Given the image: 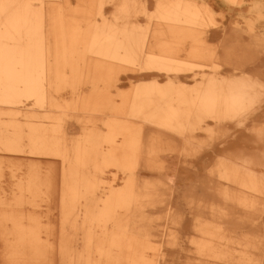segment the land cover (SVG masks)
Segmentation results:
<instances>
[{
    "label": "bare ground",
    "instance_id": "obj_1",
    "mask_svg": "<svg viewBox=\"0 0 264 264\" xmlns=\"http://www.w3.org/2000/svg\"><path fill=\"white\" fill-rule=\"evenodd\" d=\"M44 2L0 0V157H21L29 162L36 155L61 159L62 221L65 227L70 226L77 216L74 213L81 211L77 220L85 247V253L78 252L73 258L69 248L65 247L67 264H97L90 261L88 252L91 249L100 256H107L111 262L115 260L111 253L114 249L115 252L131 254L115 261L124 258L129 264H151L140 254L142 246L138 243L141 242L134 240L138 233L121 223L132 205L135 211L145 207L148 198L156 192L155 188L149 189L144 185L146 183L138 182L133 175V167L139 163L135 157L139 153L138 148L143 146V138L140 129L125 119H134L138 126L151 125L183 132L187 126H202L209 118L221 123L247 116L244 111L253 107L262 88L255 77L248 73L219 77L217 72L194 69L209 65L214 57V50L204 47L203 37L216 39L222 35V30L210 27L213 24L211 18L203 15L201 7L204 4L198 1L155 0V13L148 17L145 25L135 23V18L130 15L138 11L145 13L142 0H111L113 11L110 16H104L99 5L96 13L100 14V21L91 23L92 33L83 43V50L75 47L82 42L77 29L70 39L54 31L50 21L52 13L50 9H45ZM221 2L229 12L244 10V0ZM247 10L250 14L247 27L253 28L257 22L264 21L263 0H251ZM240 14L244 15L243 12ZM154 20L157 24L152 26ZM261 26L264 29V23ZM251 36L264 46V33ZM184 40L190 43L187 54L192 59H199L200 63L182 61L175 57V47L164 45L170 43L176 46ZM224 40L225 44L231 43L232 35ZM154 49L160 50L153 52ZM90 52L94 61L88 64V71L82 72L81 66L73 63L86 62L87 53ZM226 52L234 59L230 49ZM139 59L144 62L135 64ZM113 61L125 64L114 65ZM215 65L213 63L210 67ZM257 65L253 60L247 68L255 69ZM131 66L140 70L143 79L136 82L130 95L115 107L111 100H104V97L113 89L116 81L105 83L99 80L114 79L117 74L115 68ZM239 66L236 65L243 68ZM188 71L192 72L191 76L187 75ZM85 75L99 81L95 82L94 87L96 101L83 107L85 111L95 113L76 119H72L71 115L68 117L67 121L73 122L80 130L74 136L66 119L64 121L46 112L62 109L63 104L54 97L62 95L64 87L78 88L80 79ZM159 77L165 79L158 81ZM190 78L193 82L184 81ZM76 100L72 105L67 102L65 110L79 108ZM40 111L47 114L48 123L37 119ZM101 113L104 116L96 118L95 115ZM97 121L107 129L106 133L95 128ZM118 136L122 144L117 143ZM117 163L129 172L125 185L121 189L110 187L104 199L98 203L92 195L103 184L101 174L105 167ZM239 171L236 164L229 163L219 173L229 179L244 181L243 177H239ZM39 180V173L31 170L27 173L26 186L18 187L29 193L31 202L40 190ZM138 193L140 195L137 197ZM21 203L22 199L17 198L15 204ZM5 219L14 227L16 242L13 256L22 250L23 242L38 243L34 217L26 219L27 223H32L26 224L27 230H24V216L11 215ZM197 225L202 233L219 235L218 225L209 222ZM125 244L127 250L123 247ZM209 244L210 240L197 241L200 250L212 247ZM218 257L224 259L227 256L221 254ZM242 258L245 256L239 257Z\"/></svg>",
    "mask_w": 264,
    "mask_h": 264
},
{
    "label": "rangeland",
    "instance_id": "obj_2",
    "mask_svg": "<svg viewBox=\"0 0 264 264\" xmlns=\"http://www.w3.org/2000/svg\"><path fill=\"white\" fill-rule=\"evenodd\" d=\"M195 1L204 4V7H201L203 15L211 18L213 24L210 27L222 30V35L216 39L203 37L204 47L214 50V57L210 61L212 64L194 69L217 72L219 77L248 73L255 77L262 93L257 96L253 107L244 111L247 116L224 120L221 123L209 118L202 126H187L183 132L151 125L138 126L134 119H125L140 129L143 138V146L138 148L139 153L135 157L139 163L133 167V175L138 182L146 183L144 185H147V188H155L156 192L148 198L145 207L135 211L132 205L127 216H122L124 218L121 223L134 228L138 233L134 240L141 242L138 243L142 246L140 254L151 264H264V46L251 36L264 33L261 26L264 21L257 22L253 28L247 27L246 21L250 17L247 8L251 0H244L242 4L244 10L240 12L244 15L240 14L239 10L229 12L222 0ZM142 2L145 13L138 11L130 15L135 18V23L145 25L148 17L155 13L156 5L155 0ZM99 5L102 6L104 16L112 14L111 0L44 2L45 9H50L52 13L51 27L56 33L64 34L70 39L75 29L80 32L82 42L79 46L75 45L80 50L85 48L83 43L88 34L92 33L91 23L100 21V14L96 13ZM156 24L157 21L154 20L152 26ZM231 35V43L225 44L224 39ZM164 45L175 47L176 58L200 63L199 59H192L190 54H187L190 50L189 41L184 40L176 46L170 43ZM229 49L233 52L234 59L228 56L226 51ZM92 55V52L87 53L86 62L75 61L73 64H79L81 71L86 72L89 69L88 64L94 61ZM253 60L261 66L257 65L255 69L247 68ZM233 61L239 62V67L245 69L236 67L239 64H234ZM143 62L144 60L139 59L135 64ZM213 63L216 64L215 67H210ZM113 64L125 63L113 61ZM115 69L117 74L114 79L111 77L99 81H116L104 100H111L117 107L122 104L124 97L130 95L135 83L143 78L136 66ZM191 74V71L187 72V75ZM164 79L159 77L158 81ZM80 81L81 85L75 90L64 87L63 94L54 97L63 104L62 109L51 111L52 113L46 112L59 116L64 121L66 119L74 136L78 135L80 130L67 119L71 116L76 119L95 113L92 110L85 111L83 107L96 101L94 87L95 82H99L95 77L87 75ZM184 81L193 82L191 78ZM75 98L78 99L76 104L79 108L65 110L67 102L72 105ZM98 99L101 100L99 97ZM46 113L40 111V117L37 119L48 123ZM95 116L99 119L98 116L104 114ZM95 128L107 132L98 121ZM121 140L120 136L116 139L119 144H122ZM34 157L30 162L21 157H0V264H67L65 247L69 248L72 258L78 252L85 253L77 220L81 211L74 213L77 216L70 226L65 227L62 221L61 159L45 155ZM229 163L238 166L239 177H243L244 181L220 175L219 172ZM31 170H35L40 176V190L37 197L32 198V202L27 191L18 189L20 185L26 186L27 173ZM128 173L118 163L105 167L101 174L103 184L93 193L92 198L100 203L110 187L123 188ZM21 194L24 195L20 196ZM139 195L140 193L137 197ZM17 198L22 199L20 205L15 204ZM11 215L25 217L24 230H27L26 224H32L27 223L26 219L34 217L33 226L38 229L39 237L37 244L23 242L24 247L16 256H13L16 242L14 227L11 222L5 221V218ZM200 222L218 225L219 235L209 236L202 233L197 225ZM96 231L99 232V228L96 227ZM200 240H210L209 246L212 247L200 250L197 245ZM123 247L126 249V244ZM111 253L115 260L131 255L115 252L114 249ZM88 254L91 263L129 264L124 258L111 262L107 256H100L94 249L89 250ZM221 254L227 257L221 259L218 257ZM240 256L245 258L239 259Z\"/></svg>",
    "mask_w": 264,
    "mask_h": 264
}]
</instances>
